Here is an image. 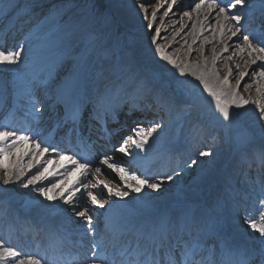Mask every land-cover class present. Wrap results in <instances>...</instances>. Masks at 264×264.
Masks as SVG:
<instances>
[{
    "label": "snow or ice",
    "instance_id": "obj_1",
    "mask_svg": "<svg viewBox=\"0 0 264 264\" xmlns=\"http://www.w3.org/2000/svg\"><path fill=\"white\" fill-rule=\"evenodd\" d=\"M165 3H167V0H165ZM176 4L177 0H171L163 14L167 16ZM262 5H264V0H262ZM99 7L101 6L97 3H92L90 5L93 10L91 14L77 21L76 27L83 33V39L69 42L65 57L61 60V66L68 65L67 73L56 84L54 95H48L47 97L54 107H63L65 115L69 116L74 124L78 118L83 117L85 112L98 121L102 120L106 123L107 118L115 113L117 107L112 103L111 89H105L103 92L97 89L94 98L89 95L88 72L94 64V60L89 53L95 51L106 53L109 40L115 31L111 19L104 13L99 12ZM138 7L145 13V19H148L149 8L151 7L153 9L150 13L151 20L155 22L157 11L162 5L157 0V3L147 6L144 3H139ZM247 7H251L248 0H227V2L225 0H199L198 3H195L193 10L198 14L202 9H206L209 14L215 12L216 30L220 31L225 38L231 39L237 37L238 33L240 34L241 43L236 44V50L240 54L247 53L246 65H257V62H260L259 68H254L251 72V75L258 77V79L241 84V81H244V78L249 76L250 73L238 71L239 80L233 85L230 83V78L233 76L231 68H228L227 75L221 78L215 67L218 59L215 49L212 50L211 69L208 68L207 59H203V66L199 59L180 64L167 55L163 48L157 47L156 49L161 59L178 69L179 76H189L199 82L198 86H202L203 92L214 102L215 110L222 120L228 124L232 120L233 113L230 111L231 109H246L248 105L255 106V110L258 112V121L264 122V91H262L264 85L261 84V81H264V39H257L255 30L250 33L244 29V22L247 18L242 15L241 9ZM183 15L191 19V12L186 11ZM262 15H264V11H262ZM147 27L151 29L152 24L147 25ZM193 27L195 28V25ZM159 35L160 30L157 28L155 29V36L159 37ZM152 43H156V40L153 39ZM193 43H195V40ZM22 51V45L17 50L6 51L0 49V66L17 65L21 59ZM224 51H228L227 46L224 47ZM188 54L191 56V45L188 46ZM200 56H203V49L200 51ZM227 59L230 60L232 57H227ZM240 67L239 64L236 65L238 70ZM104 75V71L100 70L96 73V78H103ZM54 79V72H50L49 80ZM45 85V92L47 93V81ZM253 85H255L256 98L253 99L249 96L246 99L242 95L241 89L243 92L251 93ZM29 103L35 113H42L47 110L34 91L29 94ZM136 108L135 104L132 105L133 110ZM160 127H162L160 124H154L148 128L139 127L135 130L134 136L128 139L136 149L146 151L145 145L148 144L149 138ZM225 135L231 139V129H227ZM259 136L264 141V123L260 124ZM254 139V135H248L236 141V150L242 157H246L249 152L255 151L253 148ZM127 147L128 144L125 142L117 150L127 155ZM50 152L57 153L59 161L67 160L73 167L65 171L64 179L59 183L41 186L38 191L49 201L62 198L64 204H73L78 189L74 188L67 198H63V188L61 186L68 183V178L74 172L79 171L81 176L87 178L92 171L100 174L101 167L90 166L87 160L76 158L75 153L67 154L57 147L45 143L40 139L39 133L18 132L7 125L0 127V170H3V183L5 185L22 182L26 170H31L36 164L40 163V157ZM213 155L214 153L211 150H201L199 152L200 157H211ZM25 156L29 157L27 165L24 163ZM257 156L261 165L264 166V147L259 150ZM13 157H16L15 161L12 159ZM54 163L57 168L61 167L58 161L49 159L46 161L43 170L38 171L32 178L23 182L22 186L25 188L30 185L35 187L39 181L47 180L49 176L54 174L49 171L47 165ZM99 163L106 165L108 169L116 173L120 181H128L126 185L118 186L116 191H113L109 186V181L99 179L95 181L89 179L77 180L76 183L84 189L81 199L86 195V203H91L100 208H104V204L93 194L92 188L103 185L107 189L108 196L126 198L130 195V192L140 194L144 189H151L159 193L165 181H173L171 175H165L154 181L148 177L131 174L107 156L101 159ZM197 163L198 161L193 159L190 166L197 165ZM58 188L61 189L59 192L57 191ZM73 211L86 227V234L93 236L94 242L90 249L91 255L82 262L74 261L72 264H264V195L257 201L255 214L246 212L244 215V223L252 232L258 234L257 239L260 241V248L245 252L243 255H240L227 244L215 240L213 238L214 231L206 228L203 218L192 207H186L177 213L157 214L151 230L146 236L149 240L148 245L142 246L138 243L134 248L131 246L124 248L120 252L121 260L109 261L100 250L101 245L95 242L96 227L90 210L87 206H84L82 209L73 207ZM0 264H50V261L46 256L22 253L19 249L0 241Z\"/></svg>",
    "mask_w": 264,
    "mask_h": 264
},
{
    "label": "bare ground",
    "instance_id": "obj_2",
    "mask_svg": "<svg viewBox=\"0 0 264 264\" xmlns=\"http://www.w3.org/2000/svg\"><path fill=\"white\" fill-rule=\"evenodd\" d=\"M113 4V8L111 9L112 14H115V24L113 25V28L115 29L119 17L123 18L126 25L131 28H138L139 31L149 29L147 25L152 24V28L149 29V31H145L144 33H136L134 38V44L131 46H128L126 50L122 53V66H125L126 70L131 71L132 67H136L138 65V58L139 56L137 54L138 49L141 47L143 49L146 48L147 42L149 39H151L152 36L155 35V29L160 30V35L154 43V46L152 48L151 56L152 54H157L156 51L157 47L163 48L165 53L169 56H171L174 60L177 61V63L183 64V63H190L195 61L196 59L201 60V64L203 62V59L208 60V68H212V50H216V56L218 57L216 61V69L218 70L219 65L221 62H223V65L225 62L229 63V67L233 71L234 74H238V71H244V68L246 67L245 64V57L247 56V53L240 54L236 50V44H239L237 40V37H233L232 39H227L225 36H222L220 31L216 30V16H214V13H207V11L201 10L199 14L195 11L191 12V19H189L187 16L179 17L181 18V22L178 21V19L173 18L172 14L169 12L167 16H165L163 13L167 10L168 4L171 3V0H167V3H165V0H158L159 4L163 2V6L159 8V11H157V17L156 21L152 22L151 20V11L153 10L151 7L149 8V16L148 19H145V13L138 7L139 3H144L146 6L150 4L157 3V0H111ZM180 0H177V4L173 6L174 8L182 7L178 5V2ZM196 22V23H195ZM195 25V28L193 27ZM180 28H183L182 31H180ZM195 35V43H193V36ZM197 35V36H196ZM194 37V38H195ZM235 39V40H233ZM209 41H211L209 43ZM191 45V56L188 54V46ZM227 46L228 51H224V47ZM203 49V56H200V51ZM146 56V55H144ZM232 57V59H227V57ZM188 57V59H187ZM152 65L159 66L161 68H165V72H168L169 75H172L175 77V80L183 79L184 77L179 76L178 69L173 67L172 65H169L166 61L161 59L160 55H156V59L150 60ZM239 64L241 67L238 70L236 68V65ZM221 65V68L222 66ZM203 66V64H202ZM259 68V67H256ZM253 69L247 70V72L250 73L249 76L245 77L244 82H251L253 79H258V77H253L251 75ZM219 71V70H218ZM128 75V74H127ZM125 75V76H127ZM123 76V77H125ZM225 75L222 73L220 75L221 78H223ZM186 77V76H185ZM231 82V80H230ZM242 82V84L244 83ZM261 84L264 85V81H261ZM255 88V85H253V89ZM242 95L246 97V92H243L241 89ZM254 92H252L253 94ZM247 108V107H246ZM246 109H239V112H243ZM245 115H243L244 121H252V112L245 111ZM173 116V115H171ZM187 121H192V114L189 115L187 118ZM201 151V150H200ZM199 151V152H200ZM199 154V153H198ZM28 160L29 157L25 156ZM16 158V157H15ZM203 158V157H202ZM204 160V159H203ZM198 162H200L199 159H197ZM34 162V161H33ZM46 164V159L40 160V163L37 164L38 170H43V167ZM49 168L50 165H47ZM52 177H56L52 176ZM52 177L48 178V183H59L60 180L55 181V178L52 179ZM33 189H30L27 192V197L32 200H38V195H33L30 191ZM60 188L57 189L59 191ZM208 217L214 220H217L220 216L215 215L214 212H210L208 214ZM220 226L224 229L230 230V225L225 219H220ZM229 238L236 239L235 233L228 234Z\"/></svg>",
    "mask_w": 264,
    "mask_h": 264
},
{
    "label": "rangeland",
    "instance_id": "obj_3",
    "mask_svg": "<svg viewBox=\"0 0 264 264\" xmlns=\"http://www.w3.org/2000/svg\"><path fill=\"white\" fill-rule=\"evenodd\" d=\"M187 59H188V57H187ZM217 64V63H216ZM225 64H226V67H225V69L224 70H221V69H219L218 68V70L219 71H217L218 73L220 72L221 74L223 73V74H225L226 73V69H227V66H229V63L227 64L226 62H225ZM221 65H222V63H221ZM220 65V66H221ZM191 82L189 83V85H191V86H194V87H197V88H201V86H198L199 85V83L197 82V81H195L193 78H190L189 79ZM237 80H239V78H237L236 80H231V84H235L236 83V81ZM242 84V83H241ZM172 84L170 83L169 84V89L170 90H172ZM202 89V88H201ZM200 89V91H201V93H204L203 92V90H201ZM175 91H176V89H174ZM264 90V89H263ZM262 90V91H263ZM252 92H254L253 94H252ZM247 94H246V97L247 98H249V96H251V98H253V99H255L256 98V92H255V88L251 91V93H249V92H246ZM206 94V93H205ZM246 98V99H247ZM253 107V105H248V109L250 110L251 108ZM254 110H255V106H254ZM255 113H258L256 110H255ZM200 121H201V123H202V125L204 126H206L207 125V118L204 116V117H202L201 119H199ZM264 123V122H263ZM182 128H178L177 130H175V133H176V135H175V138H172L173 140H177V138L181 135V132H182ZM258 130H260L259 128H258ZM174 133V134H175ZM223 143H226V144H229V143H231L230 142V140L228 139V137L226 136V135H224V141H223ZM230 146V145H229ZM232 147H234V145L232 144L231 145ZM227 158V156H225L224 158H223V160L222 161H224L225 159ZM221 161V162H222ZM189 177H190V175H188V176H183L182 178H178L177 180H174L173 181V183H171V184H169V188L168 187H165V192H168L170 195H173V197H175L174 196V192H178L177 193V195L178 196H180L181 195V192H182V185H185V187L187 188V187H192V186H190V185H188L187 183H188V181H189ZM167 193V194H168ZM168 194V195H169ZM177 196V197H178ZM176 197V198H177ZM182 197V196H181Z\"/></svg>",
    "mask_w": 264,
    "mask_h": 264
}]
</instances>
